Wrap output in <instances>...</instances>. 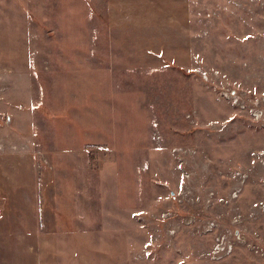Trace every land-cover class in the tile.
Wrapping results in <instances>:
<instances>
[{
    "label": "rangeland",
    "instance_id": "1",
    "mask_svg": "<svg viewBox=\"0 0 264 264\" xmlns=\"http://www.w3.org/2000/svg\"><path fill=\"white\" fill-rule=\"evenodd\" d=\"M222 87L264 96V0H0V264H264Z\"/></svg>",
    "mask_w": 264,
    "mask_h": 264
},
{
    "label": "built area",
    "instance_id": "2",
    "mask_svg": "<svg viewBox=\"0 0 264 264\" xmlns=\"http://www.w3.org/2000/svg\"><path fill=\"white\" fill-rule=\"evenodd\" d=\"M203 77L208 81V74L203 73ZM218 98L229 102L240 110L248 112L251 119L264 124V96L247 100L242 93H238L236 90L228 87H222L219 91ZM215 249V252L219 253V251H224L225 247L221 250L218 247ZM227 249L228 250L226 251L229 252L231 250V246L228 245Z\"/></svg>",
    "mask_w": 264,
    "mask_h": 264
}]
</instances>
